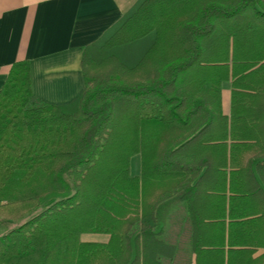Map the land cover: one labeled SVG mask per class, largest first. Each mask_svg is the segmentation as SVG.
<instances>
[{"label":"trees","instance_id":"trees-1","mask_svg":"<svg viewBox=\"0 0 264 264\" xmlns=\"http://www.w3.org/2000/svg\"><path fill=\"white\" fill-rule=\"evenodd\" d=\"M151 34L135 64L121 60ZM81 70L68 104L33 99L26 59L2 84L0 225L39 212L0 235V264H159V205L211 190V172L244 234L227 264H264L251 257L264 249V0H138L83 48Z\"/></svg>","mask_w":264,"mask_h":264},{"label":"crops","instance_id":"crops-1","mask_svg":"<svg viewBox=\"0 0 264 264\" xmlns=\"http://www.w3.org/2000/svg\"><path fill=\"white\" fill-rule=\"evenodd\" d=\"M137 1L0 0V89L11 64L26 59L30 62L35 101L68 104L77 99L85 88L81 70L83 48L100 38ZM221 104L222 112L229 115L230 82L222 83ZM141 166L140 154L133 155L130 174L140 177ZM181 179L170 177L169 182L178 183ZM207 185L211 190H201L198 197L192 193L181 197L183 190L179 189L159 205L161 223L150 250L159 264H227L229 255L233 256L230 247H246L229 245L237 238L243 240L244 234H236L235 218L228 215L230 194L226 192L221 199L214 188L218 187V173L211 172L205 179L204 187ZM242 202L244 209L253 207L246 204V199ZM80 238L107 243L109 234L83 233ZM254 249L251 257L264 252L262 247Z\"/></svg>","mask_w":264,"mask_h":264},{"label":"rangeland","instance_id":"rangeland-1","mask_svg":"<svg viewBox=\"0 0 264 264\" xmlns=\"http://www.w3.org/2000/svg\"><path fill=\"white\" fill-rule=\"evenodd\" d=\"M152 39H153V35L151 34L150 36L146 37L144 40H140L138 42H134V43H131L130 45L126 46V47L130 48V51L128 52V59H121V60L128 65L135 64V62L138 60V58L141 56V54L146 49V46L145 47H141V46L144 45L145 43H147L148 41L152 40ZM38 212H39V210L33 211L31 213L25 214L20 219L13 221L9 224L0 225V235L6 233L11 228H14V227L22 224L23 222L30 219L33 215H35Z\"/></svg>","mask_w":264,"mask_h":264}]
</instances>
